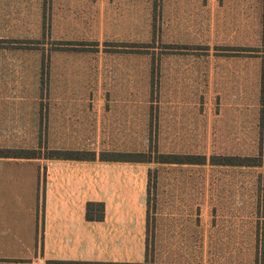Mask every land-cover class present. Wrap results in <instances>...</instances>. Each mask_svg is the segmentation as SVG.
Masks as SVG:
<instances>
[{
  "label": "rangeland",
  "instance_id": "rangeland-1",
  "mask_svg": "<svg viewBox=\"0 0 264 264\" xmlns=\"http://www.w3.org/2000/svg\"><path fill=\"white\" fill-rule=\"evenodd\" d=\"M57 150L139 168L100 174L109 199L139 178L130 264H264V166L209 162L264 159V0H0V152Z\"/></svg>",
  "mask_w": 264,
  "mask_h": 264
},
{
  "label": "crops",
  "instance_id": "crops-1",
  "mask_svg": "<svg viewBox=\"0 0 264 264\" xmlns=\"http://www.w3.org/2000/svg\"><path fill=\"white\" fill-rule=\"evenodd\" d=\"M133 168L139 169L98 160L0 157V264L142 263L146 213L139 178L131 184L134 194L109 199L100 176ZM91 201L104 203L102 220L86 218Z\"/></svg>",
  "mask_w": 264,
  "mask_h": 264
},
{
  "label": "trees",
  "instance_id": "trees-1",
  "mask_svg": "<svg viewBox=\"0 0 264 264\" xmlns=\"http://www.w3.org/2000/svg\"><path fill=\"white\" fill-rule=\"evenodd\" d=\"M90 153V154H89ZM82 153L72 150H57L53 155L48 158L54 159H75V160H91L95 159V154L92 152ZM143 155V156H142ZM0 157H15V158H36L31 154H11L8 152H0ZM134 157V158H131ZM143 157V158H141ZM145 154H125L120 152H112L111 154L106 152L99 156L100 160L108 161H150L146 160ZM206 156L203 155H172V154H159V158L156 162L159 163H186V164H205ZM209 162L214 165L224 166H264V159L257 156H229V155H215L209 159ZM103 203L91 201L86 204L85 216L89 220H102L103 218ZM94 211V212H93ZM95 211L97 212L95 214ZM76 264L75 262H71ZM95 264V263H90ZM98 264V263H97ZM118 264V263H117ZM128 264V263H119Z\"/></svg>",
  "mask_w": 264,
  "mask_h": 264
}]
</instances>
